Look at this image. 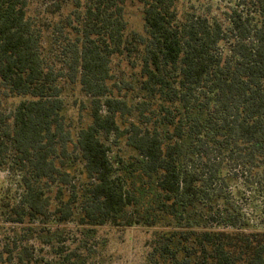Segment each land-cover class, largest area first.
Instances as JSON below:
<instances>
[{
    "label": "trees",
    "instance_id": "trees-1",
    "mask_svg": "<svg viewBox=\"0 0 264 264\" xmlns=\"http://www.w3.org/2000/svg\"><path fill=\"white\" fill-rule=\"evenodd\" d=\"M126 1L75 0L51 43L30 0H0V171L19 190L2 205L21 226H0V264H91L107 225L155 229L148 264H264L228 174L264 181V0H243L227 27L139 0L143 33ZM122 61L139 66L137 104L120 93ZM65 82L89 98L74 135ZM72 222L74 239L59 231Z\"/></svg>",
    "mask_w": 264,
    "mask_h": 264
},
{
    "label": "rangeland",
    "instance_id": "rangeland-1",
    "mask_svg": "<svg viewBox=\"0 0 264 264\" xmlns=\"http://www.w3.org/2000/svg\"><path fill=\"white\" fill-rule=\"evenodd\" d=\"M243 0H180L178 3V12L180 20L184 19L188 11L196 14L206 15L219 20L225 27L230 23L231 16H235L237 11L243 14L248 12V7ZM75 0H30L31 13L39 18H44L47 27V37L52 43L53 26L63 22L69 11L74 6ZM56 5L58 7H56ZM60 7V8H59ZM56 11L55 14L51 11ZM253 11V9H252ZM125 17L128 21L129 31L144 32L143 4L139 0H127L125 4ZM56 45V44H55ZM58 46V45H56ZM224 47H228L227 44ZM60 51V47L58 48ZM115 73L120 86L121 94L127 95L133 99L134 104L140 101L138 90L139 66L134 67L128 61L116 63ZM124 82L127 85H124ZM63 84V83H62ZM65 86L64 97L66 104L67 125L74 135L80 128L88 122L89 98L82 95L80 86L77 83L63 84ZM15 103L19 99L14 100ZM84 107V108H82ZM72 165L74 162L71 163ZM75 174L77 179L81 177L79 166L76 167ZM256 170V169H255ZM246 171L244 167L230 169L233 184L229 191L234 193L237 202L243 208L245 219L249 218L250 230L264 231V181L257 182L261 178V173ZM14 185L13 178L9 174L0 171V226L21 227L8 221L9 212L3 207L2 199L9 193V200L14 201V196L18 193ZM19 195V193H18ZM28 223V227H46L41 221L34 222L33 226ZM71 231V237L74 239L73 231L78 229L76 223H69L67 226H60L59 231ZM157 229V228H156ZM22 231L21 229H19ZM156 230L147 228L143 225L133 227H113L110 225L96 228L95 239L89 240V243L95 245L96 253L91 259V264H148V256L152 250V242L155 239ZM22 235V232L20 233ZM19 235V236H20ZM31 236V235H30ZM80 238V237H79ZM31 244L40 247L36 239L30 240ZM74 244L71 247L74 249ZM51 254L49 257H53Z\"/></svg>",
    "mask_w": 264,
    "mask_h": 264
}]
</instances>
